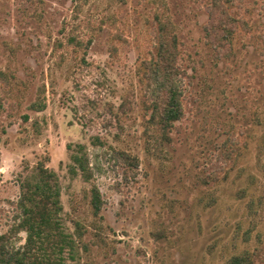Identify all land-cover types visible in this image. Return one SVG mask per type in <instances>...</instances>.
<instances>
[{
    "label": "rangeland",
    "instance_id": "rangeland-1",
    "mask_svg": "<svg viewBox=\"0 0 264 264\" xmlns=\"http://www.w3.org/2000/svg\"><path fill=\"white\" fill-rule=\"evenodd\" d=\"M211 1L0 0V236L10 246L25 242L13 229L21 183L43 161L58 174L66 230L83 233L73 264H228L243 253L264 264V0H222L237 26L224 50L207 35ZM159 25L185 87L170 140L143 77ZM69 143L85 145L88 180L69 172Z\"/></svg>",
    "mask_w": 264,
    "mask_h": 264
},
{
    "label": "trees",
    "instance_id": "trees-1",
    "mask_svg": "<svg viewBox=\"0 0 264 264\" xmlns=\"http://www.w3.org/2000/svg\"><path fill=\"white\" fill-rule=\"evenodd\" d=\"M230 14L222 0H212L208 5L207 25L208 37L214 38L224 50L226 42L232 44V35L236 25L230 22ZM159 25L156 53L152 59L143 61L144 80L153 81L157 123L164 130L166 140H170V130L184 115L183 96L185 87L181 77V65L177 62V45L170 40L167 28ZM162 31V32H161ZM168 35V37H167ZM172 39L175 40V37ZM227 58L234 56L233 48L225 51ZM46 107L45 97L31 104L35 111ZM27 118V116H26ZM35 128H38L36 120ZM160 135V133H158ZM160 139V136L157 137ZM163 139V137H161ZM71 162L69 172L82 175L88 180L92 169L86 147L82 143H69ZM61 184L55 170L48 168L43 161L34 167L21 183V194L18 200L19 213L13 224L16 234L25 232V242L18 246H10L8 236H0V264H73L77 255V238L68 232L60 216L63 209L61 203ZM91 204L95 213L101 211L102 199L100 190L92 188ZM78 225L80 226L79 222ZM67 258L70 261H67ZM249 253L233 255L228 264H251Z\"/></svg>",
    "mask_w": 264,
    "mask_h": 264
}]
</instances>
